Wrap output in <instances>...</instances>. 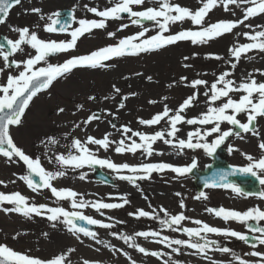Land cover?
Masks as SVG:
<instances>
[{"label":"rangeland","instance_id":"374dc122","mask_svg":"<svg viewBox=\"0 0 264 264\" xmlns=\"http://www.w3.org/2000/svg\"><path fill=\"white\" fill-rule=\"evenodd\" d=\"M57 1L62 0H21L19 5L11 8L6 22L0 25V34L15 40L18 38V33L12 31V27H29L30 31H36L38 37L44 40H70L71 36L50 35L44 28L45 24L51 21L49 17H55L54 14L62 9V3L59 4ZM96 2L97 9L102 10L107 6L114 5L118 0H96ZM170 2L188 7L193 11L202 6L200 0H170ZM66 6L69 4L67 3ZM248 6L251 5L237 7L232 4L229 5L230 10L225 11L223 5L220 4L209 11L205 17V26L220 20L242 19L243 9ZM147 7H159L158 0H145L142 6L134 5L133 9L143 10ZM32 8L40 9V13H33ZM92 15L95 16L94 13ZM41 16H45L46 20L45 18L41 19ZM76 16L78 17L79 14ZM122 23L127 24L128 27L120 30ZM245 24L251 27H245ZM137 26L131 24L130 18L127 17L108 19L106 29H97L80 36L74 49L59 53L49 62L58 64L73 56L85 55L100 47L116 44L119 38L133 35L141 31L142 27L149 29L145 33L146 37L155 35L158 30L153 22ZM198 28L199 26L193 25L190 19H185L172 24L165 35L187 29L198 30ZM259 30H264V13L250 17L244 24L237 25L230 33L213 38L207 43L193 44L190 40H184L164 46L156 52L112 58L105 62L109 65L105 68H74L70 73L54 81L48 89H45L30 102L22 116V122L10 127L13 141L26 154L33 158L39 157L42 166L47 171L60 169V165L55 160L57 155H67L69 152L78 154L72 147L73 139H79L83 143L86 142L88 136L102 138L106 133L109 135L110 141L113 142L109 149L88 145L98 158H106L115 163L167 162L176 166L187 165L195 158L196 168L202 170L211 163L212 154L208 155L202 149L178 151L176 148L164 144L162 140L153 144L155 151L152 156L142 154L140 149L135 153H116L115 147L121 139H125V143H131L127 139V137H131L132 140L140 142L139 137L132 136L131 132L124 134L121 126H127L133 132H143L149 135L156 131H162L168 127L166 119L151 126L142 125L139 120L150 119L153 115L162 112L165 105L173 110L169 113L172 115L183 100L193 92L197 93L196 100L190 108H186L181 114L188 119L198 117L201 113L206 112L209 102L204 93L207 88L201 85L194 89L190 86L193 79H204L210 87L221 73L228 71L230 75L227 78L233 80L235 85L245 80L249 74L257 82H264V75H262L264 73V51L252 49L248 53L242 54L239 61L229 52L232 47L252 42L249 37L244 35L245 32L254 33ZM108 32L116 33L115 37H109ZM23 47L26 52L35 55V50L27 45H23ZM210 53L220 56L221 59L209 58L208 54ZM185 57L188 59L185 60ZM26 58L20 53H14L9 57V61H20ZM233 63L236 64L235 68L232 67ZM3 65V58L0 57V67ZM39 66H44L43 62ZM10 71L12 74H18L14 68H4L0 72V81L6 82ZM181 77H186L187 82H182ZM116 89L120 91L117 93ZM241 94L230 93L234 99H239ZM89 97H95V99L90 101ZM225 99L221 98L215 106L224 102ZM61 108L64 110L58 111ZM95 109L102 110V113L98 115L99 119L85 124L84 121L93 114ZM238 119L241 122L247 121L245 114H240ZM113 124L116 126L115 128H113ZM177 127L180 129L177 134L178 138L187 139L189 131L203 126L180 123ZM230 127L233 126L227 122L221 123L222 130H227ZM255 127L260 132L259 136H253L250 132H242L243 138L235 135L226 138L221 147L225 150V158L228 163L246 166L248 160L243 154L252 155L257 159L264 154L258 147L259 143L264 141V117H257ZM49 137L53 138L56 143H52L48 139ZM215 138L216 134H213L205 139L211 142ZM228 145H232L235 150L229 152ZM101 169L110 174L114 182L113 186L95 182L88 166L83 168L66 167L63 169L66 175L52 181V184L57 188H69L81 194L88 201L102 200L108 203H120L121 201L117 197L119 195L127 196L129 201L127 204L121 208L102 210L103 216L92 207L73 209L71 201L58 200L49 189L33 192L26 182L19 179L20 176L26 174V166L22 161H19L18 157L9 160L0 155V181L4 182L0 184V192L5 194L19 192L31 202L47 204L49 207L60 206L67 211H81L84 215L113 224L114 227L111 229L98 226L95 230L97 239L107 240L111 245L128 252L136 264H164V260L168 257L156 258L141 254L124 241L110 235L112 231L129 235L139 231H160L162 235L171 238L188 239L182 232L162 229L159 221L155 219L137 218L129 215L137 209L149 212L155 210V214L161 217L164 215L160 211L161 208L167 209L172 214L184 212L189 217L188 220L182 222L185 227H197L193 221L198 219L211 226L242 231L244 230L242 222L240 224L238 221L225 222L214 214L206 212L205 209L223 206L225 209L244 211L256 207L250 205L253 197L238 196L223 188L215 191L203 190L208 198L196 199L195 197L200 192L195 191L193 179L188 174L178 175L170 170L163 173L153 172L150 179L138 180L139 188H137L133 184L119 179L118 175L115 172L111 173L107 167H101ZM81 173L85 174L83 179H81ZM176 193L181 195L177 196ZM180 200L184 201V208L180 207ZM256 201L259 202L258 199ZM10 207L12 205L7 203L0 205V244L45 260L67 253L68 264H83L85 260L102 261L103 264H130V261L121 252L113 254L103 244H97L90 237L78 233L79 239H77V235L69 232L62 222L49 221L46 216L32 214L31 218H28L20 213L3 211V208ZM45 233L47 235H44ZM222 237L224 236L208 234L209 239L216 241L220 246L230 248V246L222 245ZM135 241L146 249L171 253V249L156 243L151 237L148 239L135 237ZM251 248L253 251L264 252L263 245ZM69 249H74V251H68ZM180 249L179 255L171 253L173 260L181 261L183 264H211V261L193 254L195 252L193 249L186 246H180ZM240 250V255L244 259L251 261L259 259V257L252 259L251 256L246 255L249 251H246L243 246H240ZM208 255L218 264L224 260L233 259L231 254L215 250H210Z\"/></svg>","mask_w":264,"mask_h":264},{"label":"snow or ice","instance_id":"6c2138e0","mask_svg":"<svg viewBox=\"0 0 264 264\" xmlns=\"http://www.w3.org/2000/svg\"><path fill=\"white\" fill-rule=\"evenodd\" d=\"M158 2L159 7H147L143 10H134L133 6H142L145 0H118L112 7H106L104 10H98L96 7L88 8L89 12L96 14L101 19H80L78 21L79 27L72 29L70 32L69 26L66 24H61L59 28H56L55 25L59 24V20L49 17L51 23L45 24V30L49 33L56 31L61 33L68 32L71 39L67 41L62 40L57 42L56 40H44L38 37L36 31H30L29 27H12L11 30L18 33V38L15 40L5 38L6 46L0 43V57H2L4 61L3 67H0V72H2L4 68H14L15 71L18 72V74H12L10 71L6 82L0 81V155H3L9 160L18 157L19 161L23 162L27 168V173L20 176L19 179L26 182L27 186L33 192H37L40 189H49L51 194L58 200L71 201L73 209L92 207L103 216L104 212L102 210L121 208L127 204L129 202L127 196L119 195L117 199L121 201L120 203H108L102 200L88 201L85 200L81 194L69 188H57L53 186L52 181L65 176L66 172L63 169L66 167L83 168L84 166H88L91 168L94 165H99L101 167H107L115 172L119 179L127 181L139 188L137 181L150 179L153 172L163 173L166 170H170L178 175H186L191 173L196 167L195 158L192 159L191 163L184 166H176L167 162H148L139 164L115 163L106 158H98L88 145H97L105 150L109 149L113 142L110 141L109 135L106 133L102 138L88 136L86 142L83 143L79 139H73L72 147L78 154L69 152L67 155H57L55 160L60 165V169L57 171H47L42 166L40 158H33L26 154L22 148L14 143L10 134V127L19 125L22 122V116L33 97L42 90L48 89L57 78L70 73L74 68H105L109 66L105 62L112 58L125 55H137L157 50L164 46L175 44L178 41L190 40L193 44L207 43L213 38L219 37L225 33H230L237 25L244 24L250 17L264 13V0H200L202 6L194 11L188 7L172 3L170 0H158ZM20 3L21 0H0V24L6 22V18L9 16V10L14 5H19ZM220 4L223 5L225 11H229V5L232 4H235L237 7L241 5L251 6L243 9L244 14L242 19L220 20L205 26V17L208 15L209 11ZM31 11L33 13H40V9L38 8H32ZM122 13L128 14L130 22L133 25H141L142 21L153 22L154 26L158 29L156 34L146 37L145 33H147L149 29L147 27H142L141 31L133 35L119 38L116 44L100 47L85 55L73 56L66 59L63 63L53 64L49 62L48 58L51 55L74 49L80 36L84 33H90L92 29H106V21L108 19H120ZM54 15L58 16L59 13ZM43 18L44 17L41 16V19ZM185 19H190L193 25L199 26L198 30L187 29L178 31L174 34L165 35L172 24L184 21ZM244 26L251 27L246 24ZM127 27V24L122 23L120 25V30ZM107 35L109 37H115L116 33L108 32ZM244 35L249 37L252 42L240 44L229 49V52L237 61L242 57V54H246L252 49L264 51V30L255 31L254 33L245 32ZM23 45H27L35 50V55L26 52ZM14 53H20L27 58L20 61L12 60L9 62V57ZM208 56L209 58L221 59L220 56L211 53L208 54ZM184 59L187 60L188 58L185 57ZM41 62L44 64L42 67L39 66ZM185 66L187 67V65ZM232 67L235 68L236 64L233 63ZM229 75L230 73L228 71L221 73L218 78L211 83L210 87H208V82L204 79L191 80L190 86L194 89L201 85L207 88L204 93L209 102L207 111L201 113L198 117L186 119L185 116L181 114L186 108H190L196 100L197 93L193 92L183 100L172 115H169V113L173 112V110L165 105L162 112L153 115L150 119L139 120L140 124L151 126L157 125L162 120L166 119L168 127L162 131H156L149 135L143 132H133L127 126L122 125L121 128L124 134L131 132L132 136L139 137L140 142L138 143L132 140L131 137H127L131 143H125V139H121L115 147V152L135 153L140 149L142 150V154L152 156L155 151L153 144L158 140H162L164 144L170 145L178 151H183L184 149H202L208 155H211L225 142L226 138L231 135L243 138L241 136L242 132H250L253 136H259L260 132L255 127V121L257 117H264V82H257V80L249 74L245 80L235 85L233 80L227 78ZM262 75H264V73H262ZM149 79H151V77H149ZM180 80L182 82H187L186 77H181ZM119 91V89H116L117 93ZM230 93L242 94L239 96V99H234ZM221 98L226 99L218 106H215L216 102L220 101ZM89 99L91 100L94 98L89 97ZM121 107H123V104H121ZM63 110L62 108L58 109V111L61 112ZM240 114L246 115L247 122H241V120L238 119ZM94 119H99L95 113L90 115L84 123L87 124ZM222 122H227L233 127L222 130ZM180 123H186L187 125L198 124L203 127H197L194 131H189L187 133V139H183L178 138L177 135L180 132L177 125ZM115 127L116 126L113 124V128ZM236 128L240 129V131H235ZM213 134H216V138L211 140V142L205 139ZM48 139L52 143H56L53 138L49 137ZM258 147L261 152L264 153V141L260 142ZM234 150L232 145H228L229 152ZM157 154L162 155L163 153ZM243 155H245L248 160L246 166L242 168H233L230 173L222 172L218 180H206L204 187L231 189V191L238 196L247 197L258 195L261 199H264V191H259L258 193L246 192L237 184L227 181L229 175L240 172L242 174L251 175L261 186H264V154L258 159L249 154ZM33 175L39 177V182L33 179ZM84 176L85 174L81 173V179H83ZM3 183V181H0V184ZM176 195L180 196L181 194L176 193ZM77 197H79V199H77ZM195 198L207 199L208 197L205 192L201 191ZM5 203L12 205L10 208H3V211L6 213L16 212L28 218H31V215L35 214L38 216H46L47 219L52 222H62L73 235L83 233L84 236L95 240L97 244H103L104 247L112 251L113 254L121 252L130 261V264H136V261L132 259L128 252L123 249H118L107 240L101 241L97 239L96 232L78 224V221H84L88 225H97L104 229L113 228V224L105 223L103 220L84 215L81 211H67L64 207H49L47 204L31 202L19 192H12L9 194L0 192V205ZM179 205L181 208H184V201L180 200ZM160 211L163 212V217L155 214V210L149 212L143 209H137L134 213H129V215L137 218L147 217L155 219L159 221L162 229L182 232L186 234L188 239L171 238L167 235H162L160 231H139L133 235L112 231L110 235L124 241L129 247L134 248L141 254L151 255L156 258L167 256L168 259L164 260V264H183V262L171 258V253L180 254V246H186L187 248L195 250L193 254L211 261V264H218V262L212 260L208 255L210 250L231 254L236 264H264V252H249L246 255L259 257V259L254 261L246 260L240 255H237L232 249L220 246L216 241L208 238V234H216L226 238H237L247 244L250 239L247 234L227 227L211 226L198 219L193 221L197 227H185L182 222L188 220L189 217H187L184 212L172 214L165 208H161ZM205 211L214 214L225 222L238 221L244 223L253 233L252 239L259 245H264V227L248 224L249 221H264V210L257 207L238 211L234 209H225L221 206L219 208L208 207ZM256 233L260 235H255ZM44 235L47 234L45 233ZM135 237H144L145 239L151 237L156 243L165 245L171 249V253L146 249L139 243H136ZM194 237L196 238L195 240L193 239ZM77 239H79L78 235ZM252 247L255 248L256 245L253 244ZM68 251H74V249H69ZM66 256L67 253H63L56 255L54 258L45 260L15 251L5 244H0V264H68ZM83 264H103V262L85 260Z\"/></svg>","mask_w":264,"mask_h":264},{"label":"flooded vegetation","instance_id":"af4514ba","mask_svg":"<svg viewBox=\"0 0 264 264\" xmlns=\"http://www.w3.org/2000/svg\"><path fill=\"white\" fill-rule=\"evenodd\" d=\"M69 4V6H66V4ZM97 2L96 0H65L64 1V4H62V9H67L71 12L70 14V23H71V26L69 28V32L76 28V27H79V24H78V21L80 19H96V20H99L101 19L100 17H98L96 14L95 16L92 15L91 12L88 11V8H91V7H96L97 8ZM65 6V7H64ZM106 8V7H105ZM105 8H103L102 10H104ZM100 9V7H99ZM79 14V16L77 17L76 15ZM127 18H129L127 16ZM76 22V23H75ZM107 22V21H106ZM75 23V24H74ZM143 25V24H141ZM136 27H138L137 25H135ZM97 29H92L91 31H96ZM86 34V33H84ZM63 36H70L69 33L67 34H64ZM66 38V37H65ZM261 191H264V189L261 187ZM256 199H258L259 202L256 201ZM235 201V199H234ZM251 207H254V205L256 206L255 208H260L262 210H264V199H261L259 196H256V197H253V199H251ZM241 222H239L240 224ZM244 224V223H243ZM248 224L252 225V226H260V227H264V221H249ZM244 230L240 231L238 230L239 232H244V233H247V234H250V244H246L240 240H238L237 238H233V237H222V245H227V246H230V249H232L237 255H240V246H243L245 247L246 251H249V252H252V245L255 244L256 246H259V244L252 239V236H253V233L250 231V229L244 224ZM237 231V230H236ZM255 235H260L259 233H256ZM228 239V240H226ZM225 241V242H224ZM264 246V245H263ZM255 251V250H254ZM241 256V255H240ZM252 257V256H251ZM249 257V258H251ZM244 259V258H243ZM252 259H254V257H252ZM248 260V259H246ZM236 264V262L232 259L230 261L228 260H224V262L222 261L221 264ZM220 264V262H219Z\"/></svg>","mask_w":264,"mask_h":264},{"label":"water","instance_id":"95a60500","mask_svg":"<svg viewBox=\"0 0 264 264\" xmlns=\"http://www.w3.org/2000/svg\"><path fill=\"white\" fill-rule=\"evenodd\" d=\"M55 27H57V24L55 25ZM0 43L5 44V46H6V41L3 39V37L0 38ZM54 55H51L50 57H52ZM96 116H98V114H96ZM223 154H224V151L222 149H220V148H217L216 151L214 152V154L212 155V162L209 165H207V167L205 169L197 170L196 168H194L192 170V172L189 173L194 178V182L193 183H194V186H195L197 191H200V190L205 188L204 187V183H205L206 180L207 181H211L213 179L218 180L219 179V175L222 172H229L230 173L233 168H236V167H233V166H230V165L227 164L226 160L223 157ZM92 168L94 169V173H93L94 179H96L98 181L105 182V183H111L110 180L108 179V176L103 174L98 169L97 165L92 166ZM246 176H248V175L242 174L240 172H236L235 174L229 175L227 177V181L235 183V184L247 185L248 177H246ZM33 179L35 181L39 182V177L38 176L33 175ZM255 180H253V184L255 183L254 186L256 185ZM78 224H80V225H82L84 227H88L92 231L95 230V225H88L84 221H78Z\"/></svg>","mask_w":264,"mask_h":264},{"label":"bare ground","instance_id":"6f19581e","mask_svg":"<svg viewBox=\"0 0 264 264\" xmlns=\"http://www.w3.org/2000/svg\"><path fill=\"white\" fill-rule=\"evenodd\" d=\"M64 1H65V0L57 1V3L59 2V4H61V3L64 4ZM71 1H72V0H71ZM42 9L44 10V7H43ZM38 17H39V16H38ZM39 18H40V17H39ZM44 18H45V20H46V17H45V16H44ZM36 20H38V19H36Z\"/></svg>","mask_w":264,"mask_h":264}]
</instances>
